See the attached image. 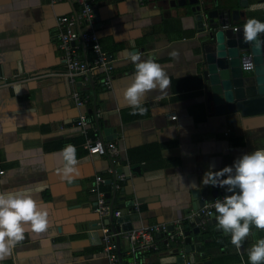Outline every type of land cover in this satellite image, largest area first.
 Instances as JSON below:
<instances>
[{
  "label": "crops",
  "instance_id": "crops-1",
  "mask_svg": "<svg viewBox=\"0 0 264 264\" xmlns=\"http://www.w3.org/2000/svg\"><path fill=\"white\" fill-rule=\"evenodd\" d=\"M249 2L264 20V0ZM190 5L94 0L92 25L110 64L109 87L102 67L73 83L62 73L56 17L77 9L75 0H0V264H107L106 218L94 210L89 189L97 174L123 212L138 200L132 226L185 219L216 178L239 192L264 184V111L216 114L207 107ZM75 45L91 59L88 46ZM73 89L86 96L82 106L73 103ZM79 112L114 141V155L87 152L75 125ZM200 230L191 231L204 245L203 255L192 250L199 260L264 264V196L240 200L234 216ZM177 247L170 241L143 251L141 264L173 261Z\"/></svg>",
  "mask_w": 264,
  "mask_h": 264
},
{
  "label": "built area",
  "instance_id": "built-area-1",
  "mask_svg": "<svg viewBox=\"0 0 264 264\" xmlns=\"http://www.w3.org/2000/svg\"><path fill=\"white\" fill-rule=\"evenodd\" d=\"M48 1L54 2L56 0ZM75 1L78 4L77 9L56 17L59 27V46L62 50V73L70 83H73L76 75L87 78L93 68L102 67L105 72L102 82L110 87V64L92 25L94 0ZM76 40H79L92 50L93 56L90 60L83 58L76 51ZM250 56L249 52L242 56L241 66L243 69L252 68L253 62ZM70 96L76 106H82L85 103L86 96L82 95L77 89L71 90ZM174 116L175 114L170 115L171 118H174ZM75 125L84 136L83 146L89 154H107L112 156L118 151L113 140L103 138L100 133L94 130V124H91L85 113L79 112L77 114ZM91 125L94 131L88 130ZM2 172L3 168H0V174ZM125 175L124 172H120L117 177L124 179ZM102 181L103 177L100 174L95 175L90 182L89 189L94 193V210L99 216L106 218V222H103L101 226V241L102 252L107 264H141L143 251L156 250L162 245L167 247L170 241L180 244L178 253L183 258L182 262L183 264H190L187 252L183 248L185 237L184 223L187 224L193 219V216H198L195 224L200 228H205L207 217L215 207H219L215 216L220 219H227L231 215L234 216L238 211L240 200H246L252 196H264V184L247 183L244 192L231 191L205 200L195 212L186 216L185 219L182 216L170 222L162 221L122 228L123 220L121 218L124 215H129V213H137L139 211V202L137 199L132 200L129 211L123 212L121 208L114 206L105 196V192L99 187V183ZM112 186L113 188L119 187L117 180L112 181ZM109 216H111L110 221L107 220ZM169 225L172 226L170 229ZM155 233L166 238L163 244L159 243ZM122 239L125 240L126 250L123 251L122 257L119 258L116 246L117 240Z\"/></svg>",
  "mask_w": 264,
  "mask_h": 264
},
{
  "label": "water",
  "instance_id": "water-1",
  "mask_svg": "<svg viewBox=\"0 0 264 264\" xmlns=\"http://www.w3.org/2000/svg\"><path fill=\"white\" fill-rule=\"evenodd\" d=\"M191 14L197 21V39L201 45V74L207 107L212 106L216 114L239 111L241 114H250L264 111V20L258 21L249 11L252 7L249 0H188ZM255 7V6H254ZM251 54L253 66L243 69L242 56ZM264 174V168L262 171ZM107 181H110L108 179ZM238 183V181H233ZM230 182H221L216 178V184L209 194L198 200L199 206L205 200L222 193L236 191L235 185ZM224 185L222 189L218 187ZM206 189V188H205ZM206 192V193H205ZM115 190L106 191L105 196L110 200ZM215 207L208 215L206 224L216 222ZM121 227L132 226L130 215H124ZM194 216L184 228V251L190 264H209L210 260H199L193 249L203 255L204 245L198 242L199 238L191 236V231L200 230ZM111 220V216L107 218ZM188 226H192L189 229ZM117 227V226H115ZM172 226L169 225V229ZM159 234L155 233V236ZM122 241L117 240L116 251L119 258L123 255ZM175 242V241H174ZM177 243V242H176ZM174 251L173 261H164L160 264H183V258Z\"/></svg>",
  "mask_w": 264,
  "mask_h": 264
},
{
  "label": "rangeland",
  "instance_id": "rangeland-1",
  "mask_svg": "<svg viewBox=\"0 0 264 264\" xmlns=\"http://www.w3.org/2000/svg\"><path fill=\"white\" fill-rule=\"evenodd\" d=\"M121 241H122V243H123V244H125V241H124V239H122Z\"/></svg>",
  "mask_w": 264,
  "mask_h": 264
}]
</instances>
